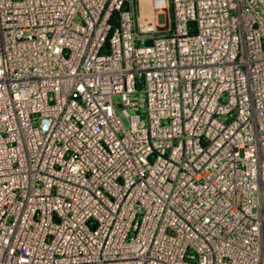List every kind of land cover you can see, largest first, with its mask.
<instances>
[{
  "label": "built area",
  "instance_id": "obj_1",
  "mask_svg": "<svg viewBox=\"0 0 264 264\" xmlns=\"http://www.w3.org/2000/svg\"><path fill=\"white\" fill-rule=\"evenodd\" d=\"M0 264H264V0H0Z\"/></svg>",
  "mask_w": 264,
  "mask_h": 264
},
{
  "label": "rangeland",
  "instance_id": "obj_2",
  "mask_svg": "<svg viewBox=\"0 0 264 264\" xmlns=\"http://www.w3.org/2000/svg\"><path fill=\"white\" fill-rule=\"evenodd\" d=\"M142 20L147 21L148 18H143ZM115 103L120 104L121 103V97L120 96H115ZM117 112L121 114V118L123 123L125 124L126 127H129V121L127 119V116L122 112V108H117Z\"/></svg>",
  "mask_w": 264,
  "mask_h": 264
},
{
  "label": "bare ground",
  "instance_id": "obj_3",
  "mask_svg": "<svg viewBox=\"0 0 264 264\" xmlns=\"http://www.w3.org/2000/svg\"><path fill=\"white\" fill-rule=\"evenodd\" d=\"M151 10L150 9H148L147 11L145 10V8L143 9V15H145L146 17H150V15H151ZM147 24V23H146ZM146 27H149V25L147 24L146 25Z\"/></svg>",
  "mask_w": 264,
  "mask_h": 264
}]
</instances>
